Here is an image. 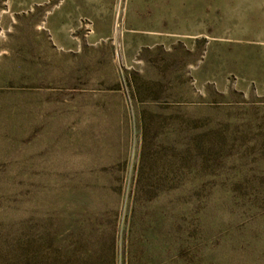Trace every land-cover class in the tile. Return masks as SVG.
<instances>
[{
	"label": "rangeland",
	"instance_id": "374dc122",
	"mask_svg": "<svg viewBox=\"0 0 264 264\" xmlns=\"http://www.w3.org/2000/svg\"><path fill=\"white\" fill-rule=\"evenodd\" d=\"M43 240L264 264V0H0V256Z\"/></svg>",
	"mask_w": 264,
	"mask_h": 264
},
{
	"label": "trees",
	"instance_id": "16d2710c",
	"mask_svg": "<svg viewBox=\"0 0 264 264\" xmlns=\"http://www.w3.org/2000/svg\"><path fill=\"white\" fill-rule=\"evenodd\" d=\"M46 241L36 243L28 241L20 246L17 253L11 252L6 256H0V264H116L114 254H110V258L107 259L102 256H87L63 242Z\"/></svg>",
	"mask_w": 264,
	"mask_h": 264
}]
</instances>
